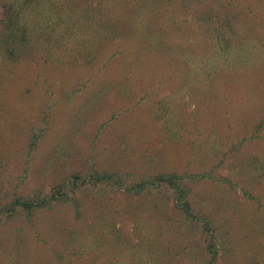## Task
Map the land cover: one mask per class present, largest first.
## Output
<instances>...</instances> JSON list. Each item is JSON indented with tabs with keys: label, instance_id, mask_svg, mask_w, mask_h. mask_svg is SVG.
<instances>
[{
	"label": "rangeland",
	"instance_id": "obj_1",
	"mask_svg": "<svg viewBox=\"0 0 264 264\" xmlns=\"http://www.w3.org/2000/svg\"><path fill=\"white\" fill-rule=\"evenodd\" d=\"M63 5L57 12L70 15L58 22L28 23L37 34L14 56L0 50V204L14 194L49 193L92 166L130 179L212 170L229 182L191 188L224 241L220 264H264V126L254 134L264 121V0ZM34 131L41 137L30 157ZM101 193L89 187L83 196L112 218L109 243L69 262L58 259L68 243L54 241L51 220L57 214L69 231L75 227L57 205L38 212L33 224L24 215L0 216V264H120L136 249V233L115 196L91 203ZM84 219L80 230L94 220ZM173 225L179 232L169 235L183 243L176 240L160 261L181 264L183 246L199 259L195 226L176 217Z\"/></svg>",
	"mask_w": 264,
	"mask_h": 264
},
{
	"label": "trees",
	"instance_id": "obj_2",
	"mask_svg": "<svg viewBox=\"0 0 264 264\" xmlns=\"http://www.w3.org/2000/svg\"><path fill=\"white\" fill-rule=\"evenodd\" d=\"M72 0H0V8H4L0 17V50L12 57L17 45L20 47L31 39V34H37L35 27L29 25L34 20V25L40 17L46 18L49 23L54 18L58 22L63 16H69L65 5ZM64 2V3H63ZM67 2V3H66ZM64 6L63 13L57 12L59 5ZM70 10V9H69ZM63 19V18H62ZM74 19V18H73ZM63 36V35H62ZM61 36V37H62ZM57 41V40H56ZM264 121L260 120L254 129V134L260 132ZM252 135L254 138L255 135ZM41 134L34 131L29 138L27 155L35 150ZM27 166L24 173H27ZM204 181L229 182L228 178L213 174L212 170L203 172L185 171H160L143 176L139 179H130L123 172L97 169L90 167L86 172L74 171L57 182L49 193L37 192L34 195L14 194L10 201L0 204V216L13 219L16 215H24L29 224H33L34 216L41 211L52 209L60 205L66 216H71L74 230L69 231L57 214L51 220V233L55 242H67L68 249H63V254L56 251L57 258L69 262V257L77 254L82 257L84 252L94 251L105 245L102 241H108L111 219L103 209L93 210L90 199L83 196L89 187L100 188L102 193L97 195L93 202L103 205L108 202L103 197L106 193L119 199L123 203L125 220L133 223L136 233V249L130 254H124L119 258L120 264H163L160 259L175 248L179 241L173 238L176 231L173 230V217L181 218L183 222H189L197 229L201 241V257L196 258L195 251L190 247L181 248L183 255L177 260L181 264H220L219 247L223 240L217 230L214 217L203 207L197 206L192 197L191 184ZM231 183V182H230ZM168 207L171 214L168 216ZM90 212L91 216H86ZM167 216V217H166ZM84 217H93L88 229L80 230L77 226L82 223ZM112 217V216H111ZM68 218V217H66ZM164 218L167 220L162 222ZM155 227H161L157 238L151 235L156 233ZM174 232V235H169ZM179 232V231H178ZM107 236H106V235ZM108 239V240H107ZM118 239L112 240L116 242ZM178 242H175V241ZM53 241V240H51ZM47 243V242H46ZM171 244V245H170ZM58 245V244H57ZM62 246V245H60ZM113 249V246H110ZM62 248V247H61ZM99 250V249H98ZM66 252V255H65ZM68 253V255H67ZM199 254V255H200Z\"/></svg>",
	"mask_w": 264,
	"mask_h": 264
}]
</instances>
